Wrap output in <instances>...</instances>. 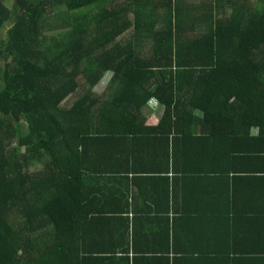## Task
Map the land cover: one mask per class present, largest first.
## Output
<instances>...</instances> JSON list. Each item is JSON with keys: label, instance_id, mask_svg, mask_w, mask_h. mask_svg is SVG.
<instances>
[{"label": "trees", "instance_id": "1", "mask_svg": "<svg viewBox=\"0 0 264 264\" xmlns=\"http://www.w3.org/2000/svg\"><path fill=\"white\" fill-rule=\"evenodd\" d=\"M6 1L0 0V264H61L67 256L62 243L77 238L67 194L83 175L84 126L94 114L99 127L111 128L115 100L159 93L164 115L172 100H247L251 115L264 119V0ZM128 31L131 39L121 42ZM138 34L152 37L151 57L141 55ZM157 72L155 88H146ZM101 100L117 105L96 109ZM132 105L141 102L121 111L133 117ZM32 164L40 167L30 170Z\"/></svg>", "mask_w": 264, "mask_h": 264}, {"label": "crops", "instance_id": "2", "mask_svg": "<svg viewBox=\"0 0 264 264\" xmlns=\"http://www.w3.org/2000/svg\"><path fill=\"white\" fill-rule=\"evenodd\" d=\"M146 99L115 100L111 128L88 116L83 175L67 194L77 238L61 264H264V119L247 100H172L164 115L159 93ZM138 102L133 117L121 111Z\"/></svg>", "mask_w": 264, "mask_h": 264}, {"label": "rangeland", "instance_id": "3", "mask_svg": "<svg viewBox=\"0 0 264 264\" xmlns=\"http://www.w3.org/2000/svg\"><path fill=\"white\" fill-rule=\"evenodd\" d=\"M252 1L254 2L255 0H252ZM6 4H7V5H10V4H11V0H7V1H6ZM53 30H54V29H53ZM129 34H130L129 31L126 32V33L120 38V40L123 39V38H125V37H127ZM105 76H107V77H106V78L103 77V78H102V81H101V83H100L102 86H104L105 84H107V82H108V80H109V78H110V76H111V73H110V72H107V73L105 74ZM76 92H77V91H76ZM75 96H77L76 93L70 95V96L68 97V100H73V99L75 98ZM20 131H21L22 133L26 131V125H25V124H23V123L21 124V126H20ZM37 166H38V165H33L32 168L35 169Z\"/></svg>", "mask_w": 264, "mask_h": 264}]
</instances>
